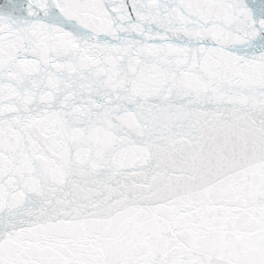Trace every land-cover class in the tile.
Returning <instances> with one entry per match:
<instances>
[{
    "label": "snow or ice",
    "instance_id": "6c2138e0",
    "mask_svg": "<svg viewBox=\"0 0 264 264\" xmlns=\"http://www.w3.org/2000/svg\"><path fill=\"white\" fill-rule=\"evenodd\" d=\"M0 264H264V0H0Z\"/></svg>",
    "mask_w": 264,
    "mask_h": 264
}]
</instances>
